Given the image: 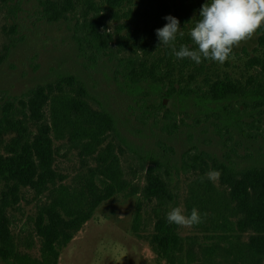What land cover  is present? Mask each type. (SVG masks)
Instances as JSON below:
<instances>
[{"label": "trees", "instance_id": "1", "mask_svg": "<svg viewBox=\"0 0 264 264\" xmlns=\"http://www.w3.org/2000/svg\"><path fill=\"white\" fill-rule=\"evenodd\" d=\"M200 1L44 0L41 4L45 19L51 22L78 12L81 18L75 20L90 61L95 63L99 54L115 58L118 83L131 94L148 90L162 108L171 101L183 109L190 105L204 114H218L226 134L237 129L250 139L264 138V25L256 32L251 53L242 51L246 60L237 73L227 70L234 52L223 64L203 60L197 65L187 58L177 59L170 47L157 48L155 30L167 23L168 15L180 21L185 33L177 36V50L183 44L192 47L189 30L208 2ZM110 17L119 25L113 35L106 32ZM91 101L82 79L67 74L0 103V264H58L62 248L102 203L118 194L138 197L131 231L166 264H261L264 162L238 166L229 155L218 157L196 148L185 153L183 165L197 177L185 214L195 207L203 222L192 227L201 239L181 236L180 227L166 220L173 202L166 175L154 162L146 167L141 185L128 179L121 166L123 140L116 119ZM240 105L243 111L237 108ZM166 119L167 128L178 129L173 116ZM63 148L76 150L84 168L69 181L59 169ZM210 170L221 173L216 181L221 192L213 181L201 182ZM131 171L134 175L135 169ZM29 190L36 197H46L32 221L36 255L27 239V248L19 249L14 232L15 212ZM144 203L152 204L145 220Z\"/></svg>", "mask_w": 264, "mask_h": 264}, {"label": "rangeland", "instance_id": "2", "mask_svg": "<svg viewBox=\"0 0 264 264\" xmlns=\"http://www.w3.org/2000/svg\"><path fill=\"white\" fill-rule=\"evenodd\" d=\"M42 1L0 0V103L59 76L71 74L79 77L92 99L91 105H101L116 119L123 140L121 166L126 177L141 185L146 167L155 162L166 175L172 193L173 202L169 209L182 207L184 214L197 178L183 165L185 153L196 148L218 157L229 155L238 166L255 160L264 162V138L253 140L249 134L237 129H228L226 134L224 127L220 129L218 114H204L190 105L183 109L176 101L168 102L162 108L158 97L148 90L136 94L128 92L118 83L121 77L115 73V69L118 70L114 66L117 65L115 58L99 54L95 63L90 61L91 53L83 48L80 39L83 35L75 20L81 18L78 12L66 20L47 21ZM117 24L110 17L106 21V32L115 34ZM256 43L257 33L235 47V57L230 60L227 70L239 72L246 60L242 51L251 53ZM237 108L243 111L241 105ZM167 116L176 119L177 130L166 127ZM64 150L59 153V169L69 181L74 173L84 168L76 150ZM246 154L251 158L247 159ZM132 169H135L134 175ZM213 186L222 191L216 182ZM137 198L118 194L102 203L62 248L58 264H166L156 258L142 237L131 231L135 204L140 201ZM45 202L46 197H36L31 190L25 191L15 212L16 244L20 250H25L24 241L29 240L33 255H36L38 242L32 232V221L38 207ZM141 207L145 220L152 204L144 203ZM179 232L181 236L201 239L198 230L192 227H180ZM261 264H264V258Z\"/></svg>", "mask_w": 264, "mask_h": 264}, {"label": "clouds", "instance_id": "3", "mask_svg": "<svg viewBox=\"0 0 264 264\" xmlns=\"http://www.w3.org/2000/svg\"><path fill=\"white\" fill-rule=\"evenodd\" d=\"M167 23L155 30L158 46L170 47L177 59H190L197 65L203 60L223 64L235 47L253 37L264 25V0H208L199 10V18L189 30L192 47L183 44L177 50V36H184L180 21L171 15L165 16ZM189 23V22H188ZM187 24V23H186ZM221 173L210 170L205 178L218 181ZM206 215V214H205ZM169 225L191 228L202 223V217L195 207L190 215L184 214L182 207H173L166 214Z\"/></svg>", "mask_w": 264, "mask_h": 264}]
</instances>
